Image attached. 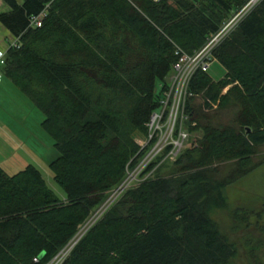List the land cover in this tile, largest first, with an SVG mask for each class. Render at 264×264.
<instances>
[{
  "label": "trees",
  "instance_id": "16d2710c",
  "mask_svg": "<svg viewBox=\"0 0 264 264\" xmlns=\"http://www.w3.org/2000/svg\"><path fill=\"white\" fill-rule=\"evenodd\" d=\"M0 1L10 9L0 22L17 41L2 80L44 115L59 153L50 170L64 193L32 164L12 175L0 166V264H48L81 232L61 264H251L258 246L245 261L212 215L230 209L226 188L264 161H256L264 147V0L211 52L224 77L200 68L191 78V145L174 161L163 159L167 150L157 155L144 170L154 174L95 221L154 144L142 150L134 139L148 136L177 51L197 53L249 1ZM44 11L42 26L32 27ZM214 109L233 119L216 122ZM239 212L234 218L249 225L250 213Z\"/></svg>",
  "mask_w": 264,
  "mask_h": 264
},
{
  "label": "rangeland",
  "instance_id": "374dc122",
  "mask_svg": "<svg viewBox=\"0 0 264 264\" xmlns=\"http://www.w3.org/2000/svg\"><path fill=\"white\" fill-rule=\"evenodd\" d=\"M248 1L249 2L243 7V9H241L242 11L240 10L242 13H236L235 16L226 23L225 27L222 29V32L224 31V33L222 36H219V41H221L229 32L233 30L237 21L244 18V13L249 12L252 7L260 2V0H254L252 2H250V0ZM18 2L21 3L23 0H18ZM246 7L249 8L245 10ZM9 11V7L0 1V14H6ZM10 34L11 33L6 30L0 22V48L3 51L8 49V41H14L13 35ZM217 37L218 36L214 37L205 45V47L194 55L186 54L187 57L189 56V59L184 58V60L186 59L185 62L189 63V67L187 66V69L185 68L186 70H182L183 74H185L188 70L190 71L193 69L196 61L198 62L200 60L202 54L205 53L207 49L209 50V47H213ZM194 58H196V60H193ZM190 59H192V62ZM183 63L184 62H182V65ZM212 66L213 67H211L210 71L207 73L210 74L214 81H220L223 73H226L225 69L217 62H215ZM174 71V69L171 71L167 79H170V77L174 74ZM229 88L230 86L224 90V93H227ZM177 108L173 112L172 118L175 117L174 120H176V117H179ZM158 111H160V109H158ZM210 114H214V119H216L215 121L220 122V124L228 123L231 119H233L231 111H222L220 113L218 109H214V111L210 112ZM43 120L44 115L40 113V111L36 109L24 95H21L18 89H16L11 83L4 82L3 85L0 86V166L3 167L8 174L12 175L22 169H25L27 165L32 164L42 172L44 176L43 178L46 179L51 189L56 191L60 196H63L64 193L61 191L62 189L53 178L54 175L49 166L51 161H53L59 153L56 151L51 137H49V135H47L41 127ZM175 122L176 121L171 124H167V129L169 130L171 128V130H173ZM148 123H150V121ZM169 135L170 134L167 133L164 135L167 143L172 140ZM141 136L142 135H137L134 139L136 144L140 147V143L143 140L145 141V139H148L147 136L142 140ZM192 138L193 137L191 136L190 139ZM143 143L144 142H142V145ZM164 143L165 142L160 143L158 147H163ZM190 145L191 140L188 141V146ZM147 146H149V144ZM155 146V143L149 146L148 152L150 153ZM143 147H141L142 150L145 148ZM157 149L158 148L154 151H157ZM165 150H167V153L163 159H168L169 162L174 161V157L168 158L170 147H165L158 155L163 154ZM259 159L260 161H263L264 159V147H260L256 161ZM140 172L141 169L138 171L136 170L135 173L131 172L126 176V178L128 177V179L131 180L127 183V185H125V190H127L128 187L132 188L136 186L140 181H144L145 178L154 174L153 170L146 173L143 172L144 174H140ZM121 186L122 184L111 192L108 200L105 202L106 204L94 213L91 220L94 218L95 221L98 217H100L99 215L102 214L106 207L118 199L119 195L123 192V188L119 189ZM226 195L230 209H225V211L216 210L212 215L214 221L220 225L221 229L224 230V233L237 242L241 257H243L245 261L246 254L249 252L247 248L255 243L258 246V249L253 251L256 260L253 257L251 264H264V161L252 172H250L249 175L239 180L236 184L228 186L226 188ZM234 211H241L239 212L240 214L250 213L251 216L248 218L250 219L249 225H247L241 218H238V220L234 218ZM252 211H254L255 214L256 212L261 213L263 217L262 221L260 220L259 222L262 226L256 225L257 217ZM87 224L88 223H86L85 226H87ZM85 226L83 228H85ZM82 235L83 232L78 235V240L81 239Z\"/></svg>",
  "mask_w": 264,
  "mask_h": 264
},
{
  "label": "built area",
  "instance_id": "2783aa9c",
  "mask_svg": "<svg viewBox=\"0 0 264 264\" xmlns=\"http://www.w3.org/2000/svg\"><path fill=\"white\" fill-rule=\"evenodd\" d=\"M154 1L159 2L161 0H154ZM252 1H254V0H250V2H252ZM248 8L249 7H246L245 10ZM241 11H239V13H242ZM247 13H249V12H247ZM247 13H244V14H247ZM244 14H243V16H245ZM44 17H46L45 11L42 14H40L39 16L34 17L31 20V26L40 28L42 26L43 21H44L43 20ZM239 21H237V23ZM223 33H224V31L223 32L221 31L219 33L218 37L222 36ZM217 38L215 39L216 41H215L213 47H209V50L207 49V51H205V53L202 54L200 60L198 62L196 61L193 69H191L190 71L188 70L185 74H183L182 70L185 68L187 69V66L189 65V63L185 62L186 59L184 60V58L189 59V56L187 57L186 53L183 51H180V50L177 51L176 55L179 56V61L174 66V70H175L174 74L170 77V79L167 80V89L165 87H163V85L160 87L161 91L163 92V95H162L163 99H161L160 108H159L160 111H156L155 113L152 114V116L150 118V123H148V139H145V141L144 140L142 141V142H144L143 145H142V142L140 143L141 147H143V146L146 147L148 144H151L150 142L154 141L156 146H155V148H153V150L150 153L148 152L144 156V158L141 159V161H139L140 163L137 165V167H135L133 170H131V172L135 173L136 170L138 171L139 169H141L140 174L143 173L144 170L146 169V167L148 166V164L153 159H155L157 157V155L161 152V150L164 149L165 147H170L168 158L174 157V160H175L177 158V156L180 154V152L183 151V149L186 146H188V141H190V133L188 132V130L186 129V127L184 125V122L187 121V117H185V115H184V108H185V103H186L188 96H191L188 93L189 83H190L191 78L193 77L194 73L198 69L201 68L206 73V72L210 71L211 67H213L212 65L216 62V60L215 59L211 60L210 58H211V54H212L211 52L213 51L215 46L218 45V43L220 42L219 41L220 37L218 39ZM16 43H17V41H16V39H14V41H10L8 43V47H7L8 49L7 50H5V51L0 50V81L3 79L2 68L5 65L6 54L8 53V50L10 47L16 46ZM190 60L192 62V59H190ZM193 60H196V58H194ZM182 62H184L183 65H182ZM176 108H177V113H179V117H176V120H174L175 117L172 118V116H173V112L175 111ZM174 121H176V122L174 123L173 130H171V128L168 130L167 124H169V123L171 124ZM177 127H178V129H177ZM166 130H167V132H166ZM164 132H166L167 134H170L169 136L172 139L171 142L167 143L165 141L164 135L166 133H164ZM163 142H165L164 146L161 148L158 147L159 144L163 143ZM156 148H158L157 151H154V150H156ZM131 172L128 171V174H130ZM130 180L131 179H128V177H127L119 189L123 188L122 191H124L125 185H127V183ZM77 241H78V236L76 238H74L71 242H69L68 245L65 246L55 256V258H53L49 262V264H61L63 259L65 258V256H68L71 248L74 246V244ZM35 260L37 261L38 259L36 258Z\"/></svg>",
  "mask_w": 264,
  "mask_h": 264
},
{
  "label": "crops",
  "instance_id": "0c3cea01",
  "mask_svg": "<svg viewBox=\"0 0 264 264\" xmlns=\"http://www.w3.org/2000/svg\"><path fill=\"white\" fill-rule=\"evenodd\" d=\"M11 35V34H10ZM13 39H14V37H13ZM10 41H8V43H9ZM0 50H2L1 48H0ZM224 75H225V73H223V76H222V78L224 77ZM3 84V80H1L0 81V86Z\"/></svg>",
  "mask_w": 264,
  "mask_h": 264
}]
</instances>
